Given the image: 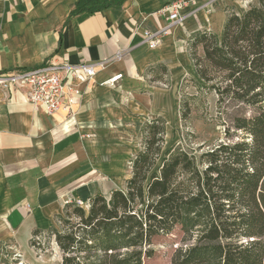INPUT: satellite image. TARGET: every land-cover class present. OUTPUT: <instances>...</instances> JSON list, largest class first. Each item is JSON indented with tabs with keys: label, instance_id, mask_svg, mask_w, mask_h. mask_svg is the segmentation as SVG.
<instances>
[{
	"label": "trees",
	"instance_id": "trees-1",
	"mask_svg": "<svg viewBox=\"0 0 264 264\" xmlns=\"http://www.w3.org/2000/svg\"><path fill=\"white\" fill-rule=\"evenodd\" d=\"M123 1L76 0L69 16ZM189 41L193 71L217 101L253 109L226 129L239 138L199 156L168 149L155 167L164 123L147 121L124 188L67 202L55 217L61 226L49 228L62 253L58 264H145L169 235L176 240L171 264H264V0L228 11L220 34L202 30Z\"/></svg>",
	"mask_w": 264,
	"mask_h": 264
},
{
	"label": "crops",
	"instance_id": "crops-1",
	"mask_svg": "<svg viewBox=\"0 0 264 264\" xmlns=\"http://www.w3.org/2000/svg\"><path fill=\"white\" fill-rule=\"evenodd\" d=\"M75 1L0 0V73L34 69L52 59L70 64L108 60L90 80L75 82L79 93L71 113L32 107L24 88L0 90V241L24 246L33 230L54 224L65 200L108 196L112 190L107 195L95 191L98 179L120 176L123 165L118 157L104 159L109 152L103 141L96 150L93 138L79 140V133L96 131L100 121L93 119H102L103 113L114 116L106 124L118 130L117 142L127 127L141 131L142 124L123 106L136 79L148 67L168 64L194 33L220 34L227 12L245 8L242 0H185L180 19L173 21L160 10L175 0H124L120 6L70 17ZM144 30L162 32L156 47H147ZM118 53L120 59H109ZM114 73H122L116 88L101 84ZM144 102L146 113L154 111L149 119L167 113L164 105L171 110L166 90L154 93L153 108L148 99ZM136 106L142 105L132 100L129 108L135 111Z\"/></svg>",
	"mask_w": 264,
	"mask_h": 264
},
{
	"label": "rangeland",
	"instance_id": "rangeland-1",
	"mask_svg": "<svg viewBox=\"0 0 264 264\" xmlns=\"http://www.w3.org/2000/svg\"><path fill=\"white\" fill-rule=\"evenodd\" d=\"M189 40L186 44L183 43V47H180V49L177 47V51H175L177 53L171 56L168 64L161 63V65L156 64L148 67L136 79L138 82L131 88L130 95L125 94L126 99L123 106L127 108L129 113L136 116V121L140 122V125L142 124L141 131L127 127L125 132H122L121 142H117L114 137L117 136L118 130L114 127L108 130L106 124V119L114 116L111 114L110 117H107L108 114L100 113L102 119L97 118L96 115V118L93 119L94 121H100L98 128H95L96 131L90 133V135L79 133V140L91 136L96 150H101L102 144L100 142L103 141L104 148L108 147L109 152V155L104 154V159L109 157V160L114 161L118 157L119 162L123 165L124 171L120 176L99 178L95 191L106 194L110 190L124 188L125 180L130 175L131 161L143 146V128L147 121L154 119L147 117L149 115L153 116L154 111L151 109L149 113L145 112L146 103L144 100L148 99L151 106L156 91L166 90L172 102L170 111L164 105L163 112H168L159 113V117L164 123V133L162 135V149L159 157L156 158L155 167L161 163L165 151L168 149H181L199 156L203 151L213 148L220 142H230L239 138L236 130L231 128L227 133L226 129L231 127L235 116H248L253 109L233 100L217 101V94L207 88L203 81L195 75L194 71H190ZM196 51L201 55V46H197ZM162 66H166L167 69H162ZM187 67L190 70H186ZM132 100L142 105V110L138 106H136L135 111L132 107L129 108ZM185 102L188 113L184 115L185 108L183 104ZM96 150L95 152H97ZM100 159L94 158V161ZM78 220L77 217H73L71 222H78ZM51 226L61 225L54 220V224ZM51 229H41L37 235H32L28 244L24 246H19L15 241H0V264H58L62 253L56 245ZM173 237L174 235H169L160 238L155 245L154 255L146 259L145 264H171L170 258L174 243H176Z\"/></svg>",
	"mask_w": 264,
	"mask_h": 264
},
{
	"label": "built area",
	"instance_id": "built-area-1",
	"mask_svg": "<svg viewBox=\"0 0 264 264\" xmlns=\"http://www.w3.org/2000/svg\"><path fill=\"white\" fill-rule=\"evenodd\" d=\"M252 0H242L240 7H246ZM185 0H175L160 11L166 12L173 21L180 19L179 9ZM144 40L148 48L156 47L161 40L159 30H144ZM118 53L109 59H120ZM108 60L99 63L70 64L55 59L46 61L43 65L29 70L0 73V90L10 91L20 88L26 89L27 101L34 108L42 107L48 114L58 111L72 112L79 89L75 82H86L96 73V67L104 69ZM122 73H114L101 82L109 88H116ZM75 201L83 204L81 199H67L64 203Z\"/></svg>",
	"mask_w": 264,
	"mask_h": 264
}]
</instances>
